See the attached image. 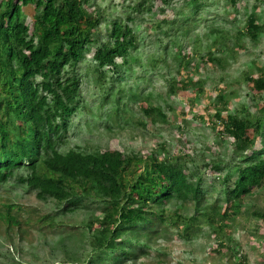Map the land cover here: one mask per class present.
I'll list each match as a JSON object with an SVG mask.
<instances>
[{"label": "trees", "instance_id": "obj_1", "mask_svg": "<svg viewBox=\"0 0 264 264\" xmlns=\"http://www.w3.org/2000/svg\"><path fill=\"white\" fill-rule=\"evenodd\" d=\"M240 1L182 0L168 20L171 12L165 8L152 12L153 0L129 5L125 18L109 17L105 9L93 8L92 0H0V186L7 191L20 185L43 200L54 199L52 215L86 211L64 229L86 232L79 252L69 249L81 240L59 237L51 247L44 243L35 262L19 243L11 252L0 250L4 264H134L149 254L146 240L169 225L185 240L209 230L214 243L208 252L223 253L226 240L235 241L229 230L241 208L249 209L246 196L264 189V67L253 73L252 58L242 74L248 105L238 101L231 108L237 90L222 88L214 91L216 103L196 113L191 102L202 92L205 77L196 78L187 68L209 63L222 72L228 55L235 58L264 35V0H253L238 19ZM163 3L170 6L169 0ZM143 10L150 17L140 16ZM203 20L210 27L199 30ZM147 40L157 48L144 57ZM187 40L192 50L187 51ZM153 71L164 77L174 72L162 86L164 103L183 100L194 112L187 119L204 122L210 147L218 154L226 144L227 158L202 157L180 136L176 142L161 139L145 152H123L112 141L106 147L92 144L94 129L126 130L118 124L120 116L152 134H161L156 124L189 128L183 119L170 117L171 105L153 101L151 90L124 88L122 77L135 73V82L141 78L150 85ZM131 105L140 116L132 117ZM83 135H89V143L82 142ZM2 199L0 223L9 225L6 231L14 229L5 238L25 240L21 224H29L34 211ZM22 210L25 216L19 218ZM250 212L264 221V211ZM42 222L36 219L37 231ZM260 242L264 249V237ZM239 263L247 264L246 255Z\"/></svg>", "mask_w": 264, "mask_h": 264}, {"label": "rangeland", "instance_id": "obj_2", "mask_svg": "<svg viewBox=\"0 0 264 264\" xmlns=\"http://www.w3.org/2000/svg\"><path fill=\"white\" fill-rule=\"evenodd\" d=\"M137 1L140 0H92L93 5L91 6L93 8L101 7L105 9L106 15L109 17L113 18L117 15H120L125 18V16L130 13L129 5H132ZM252 1L253 0L240 1V6L237 7V11H235L237 14L236 17H238V19H243L245 17L246 10H249V7L253 3ZM169 2L170 6H166L164 5L163 0H153L151 3L152 12L154 11L155 14V12L159 11L160 8H165L168 13L171 12V14L166 18L168 20L173 19V15H175L174 9L182 3V0H169ZM243 3L247 5L246 8L242 6ZM211 4L212 2L210 1V5ZM222 4V1L217 3L216 8L220 11ZM260 9V15L264 20V4ZM149 14L151 13L145 12L143 10L139 15L143 16V18L145 17L146 19V17H150ZM151 18L159 19L161 16L154 15V17ZM210 23L211 22H209V20H203L196 28L203 30L207 27L208 29L210 27ZM226 27L229 28L230 24H226ZM101 29L104 31V26H101ZM187 41H189V43L185 42L187 51L192 50L193 46H191L190 40ZM145 42V46L141 49V54L144 57L147 53H152V51L157 48L153 42H150L149 40ZM199 50L200 53H204V50L201 48ZM235 56V58H230L229 55L227 56L228 60L225 63V68L222 72L219 69L213 70L215 68H213L209 63L205 64V66L204 64H200L198 69L195 68L194 63H191V68H187L189 71L193 72L192 75H194L196 78L205 77L204 84H202V92L197 98L194 99L193 103L191 102V104H193L194 108L196 109L195 113L200 110H207L206 106L212 105L213 102L216 103V94L214 91L222 88H225L226 92L230 91L231 88L237 90L236 97L231 99V108H234L236 102L238 101L248 105L249 101H247L246 91L249 90L246 89L245 81L242 79V74L247 69V65L250 63L252 58L256 59L254 62L255 65H250L248 68L251 69L253 73L259 72L256 67H264V35H262L256 42L247 44V48ZM198 61L199 60L195 59V62ZM133 65L135 66V69H138L135 63ZM161 73L163 72L153 71L148 74L150 78L149 80L152 81L150 85L145 84L146 82L143 83L141 78H137V81L135 82L134 78H136L138 73L133 74V76H125L124 78L122 77L123 86H125V89L129 90H135L136 88L139 90H144V94L151 90L152 93H154L152 100L159 102L163 106L171 105V107L174 108V113H170V117L175 120L176 118L183 119L185 124H189V128L187 127L185 129L182 128L181 130H176L177 128H175L174 125L159 127L158 124H156L154 125V128L156 126L157 128H160L161 134H152L147 133L146 130L142 129L139 125H135L134 122L125 120L122 116H120V122L118 124L123 126L122 129L126 130L106 133V131L102 128L99 129L100 132L94 129V132L91 135L94 139L92 144H98L106 147L109 146V142L112 141V146L119 148L123 152H129L130 150L138 149H142L143 152H145L148 151L150 147L157 145L161 139L162 141L176 142L180 136L182 143L187 141L186 144H188L191 149L201 150L202 152L199 153L202 157L207 155V153H210V156L214 154V156L217 155L223 159L227 158L225 149L228 148L225 147L226 144L224 146L220 145L218 154H216L217 151H215L214 148L210 147L213 145L209 137L211 132L204 122H201L197 119L194 121L187 119L194 112L192 109L188 110L187 106L184 105L183 100L173 104L170 103V100H167L164 103V99H166L167 96H165L164 99L162 98V92L165 93L162 86L164 85V80L171 77L174 72L172 71V73L166 75V77L160 76L162 75ZM222 73L225 75V79L223 80L225 82L219 79ZM187 74L188 73H184V76ZM155 91L158 92L155 93ZM133 107L134 106L131 105L128 108L132 109V117L133 115H136V118L140 116L141 113L136 108L133 109ZM176 123L175 125L178 126V122ZM191 129H193V133L190 132ZM140 132L144 133L141 135ZM133 134H137V136ZM89 141V135H83L82 142L89 143ZM3 188L4 186H0V201H3L2 198H7V200L12 202H22L29 207H34L36 204L34 195L26 193L24 187H21L20 185L7 191H3ZM245 200V207H248L249 209L246 211V209L242 207V214L238 217V219L232 222V228L229 231L230 235L235 239V241L226 240L228 246L225 248L223 253L208 252L207 249L214 243L211 236H209V230L206 229L204 235L185 241L177 235V230L171 227L161 236H152L148 240L151 247L149 255L139 256L135 260L134 264H240L239 261L242 260L245 255L247 264H264V260L262 258V255H264V249L260 242L261 238L264 237V221H261L258 217L253 216L250 212L264 211V189L256 190L253 194L246 196ZM85 213L86 211L82 210L74 214L65 215L63 218H65L66 221H71L72 219L79 218L81 215L84 217ZM21 216H25L24 211L21 213ZM25 228L27 230V234L24 242L27 244L23 249V254L28 256L29 260L33 259V261L38 262L36 257L43 255L42 247L44 248V242L51 243V236L41 235L40 232L33 231V229H30L29 227ZM8 242L9 241L4 238V225L0 223V249L6 250ZM13 242H16V240L14 239ZM80 243V246H77L74 243L71 244L72 247L69 249L70 254L77 253L79 252L80 248H84L82 246H84L85 243L82 241ZM259 250H261L260 252H263L260 253ZM2 258L3 257L0 256V264H4Z\"/></svg>", "mask_w": 264, "mask_h": 264}, {"label": "clouds", "instance_id": "obj_3", "mask_svg": "<svg viewBox=\"0 0 264 264\" xmlns=\"http://www.w3.org/2000/svg\"><path fill=\"white\" fill-rule=\"evenodd\" d=\"M105 119H101V121L103 122ZM77 140V139H76ZM18 186V185H17ZM16 187V186H15ZM13 187V188H15ZM25 190V189H24ZM26 191V190H25ZM27 193V192H26ZM28 194H32L34 195L33 193H28ZM34 198L36 200V204L34 205V207H29L28 205H25L23 204L22 202H14V203H17L16 205L18 206H21L23 207L24 210H27L29 211V209H32V214H31V217H32V220L29 222V224H21V226H25V227H29L30 229L32 228L33 231H37L36 228L37 226H35V221L37 218L41 217L43 219V222L44 223V228L42 230H39L38 232H42L44 233L45 235H50L51 236V239H52V242L51 243H47V247H51L54 242L55 244H57L58 240H59V237H65V238H69V237H73V238H77L78 240H81L83 242V238L86 237V232H82L81 228H76V230L73 229L72 232H67V231H64L65 228H70L72 227L69 223H73V222H76V221H66L65 218H63V215H60L57 214V215H52L53 213L51 212V208L50 206L51 205H55V201L54 199L52 198H47L45 200H43L42 198H39L38 196H35L34 195ZM20 211L17 213L13 211L14 214L17 213V215H19V218L22 217L21 216V213L24 211ZM93 210V208L89 209V211L87 213H91ZM65 215H68V214H65ZM52 221V222H51ZM56 221V222H55ZM50 222L52 223V225L50 226ZM66 224H69L70 226L66 225ZM11 226H15L14 224L11 225ZM20 226V227H21ZM42 226V225H41ZM9 227V225H4V234L6 233L7 235L9 233H11L14 229L11 227L10 230H7L6 229ZM36 227V228H34ZM174 228L172 225H169L167 227H162L161 231L159 232V234L157 235H163L166 230H168L169 228ZM38 229V228H37ZM175 229V228H174ZM177 230V229H176ZM179 231H177V235H178ZM179 236V235H178ZM152 237V236H151ZM150 237V238H151ZM181 239L185 240L183 237L179 236ZM5 238V236H4ZM148 238L146 240V242H148L149 244V239ZM6 239V238H5ZM16 240V236H13L9 239H6L8 240V245H7V248L6 250H3V249H0V250H3V252L5 251H9L11 252L12 250L16 249L15 246L18 245L19 243L22 244L24 247L26 246L27 243L23 241H17L16 242H13V240ZM186 241V240H185ZM46 243V242H44ZM10 247V248H9ZM9 248V249H8ZM24 249V248H23ZM151 250V249H150ZM149 255V254H148ZM130 264V262H128Z\"/></svg>", "mask_w": 264, "mask_h": 264}]
</instances>
